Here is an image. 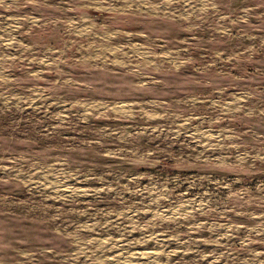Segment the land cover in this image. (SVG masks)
I'll list each match as a JSON object with an SVG mask.
<instances>
[{
  "label": "rangeland",
  "instance_id": "obj_1",
  "mask_svg": "<svg viewBox=\"0 0 264 264\" xmlns=\"http://www.w3.org/2000/svg\"><path fill=\"white\" fill-rule=\"evenodd\" d=\"M0 264H264V0H0Z\"/></svg>",
  "mask_w": 264,
  "mask_h": 264
}]
</instances>
